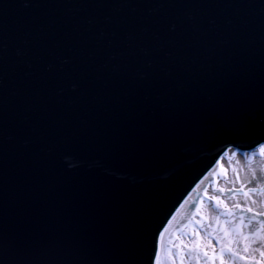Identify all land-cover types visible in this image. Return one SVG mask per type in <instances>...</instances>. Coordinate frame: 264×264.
I'll return each instance as SVG.
<instances>
[{
	"label": "water",
	"instance_id": "water-1",
	"mask_svg": "<svg viewBox=\"0 0 264 264\" xmlns=\"http://www.w3.org/2000/svg\"><path fill=\"white\" fill-rule=\"evenodd\" d=\"M261 145L264 0H0V264H153Z\"/></svg>",
	"mask_w": 264,
	"mask_h": 264
},
{
	"label": "rangeland",
	"instance_id": "rangeland-1",
	"mask_svg": "<svg viewBox=\"0 0 264 264\" xmlns=\"http://www.w3.org/2000/svg\"><path fill=\"white\" fill-rule=\"evenodd\" d=\"M201 194L166 241L165 264H217L211 258L217 252L218 264H259L241 245H254L255 233L264 229V145L249 153L229 151Z\"/></svg>",
	"mask_w": 264,
	"mask_h": 264
},
{
	"label": "bare ground",
	"instance_id": "bare-ground-1",
	"mask_svg": "<svg viewBox=\"0 0 264 264\" xmlns=\"http://www.w3.org/2000/svg\"><path fill=\"white\" fill-rule=\"evenodd\" d=\"M261 146H263V145H261ZM261 146H259V147H261ZM259 147H257V148H259ZM257 148H255V149H257ZM229 151H236V150L228 149L224 154H222L220 159L197 182V184L193 187V189L190 191V193H188V195L180 203V205L176 209L175 213L173 214V216L171 217V219L169 220V222L167 223V225L164 228V231H163L161 238L158 242V245L156 247L157 249H156V254L154 256L153 264H165L166 255L164 253V249L166 246V241L168 240L171 232L173 231V229L175 228L176 225H178L177 229L178 230L180 229V226L182 225L181 224L182 219L189 214L194 203L197 202L199 199L204 198V194L203 195L201 194L202 190L204 189L205 186H207V184H209L211 182V180L213 178H215L217 176V171L220 168V164H222V159ZM251 151H253V150H251ZM251 151H243V152L236 151V152L242 154L244 152L249 153ZM244 234H245V236H247V235L249 236V232H248L247 228L244 229ZM255 235L256 236L254 239V245H250V243H245L244 245H241L242 250H243V254H245L247 257L258 259L259 264H264V229L262 231V235L260 234V232H256ZM259 235H261V238L259 237ZM256 244L260 247L258 250L255 249ZM219 253L220 252H217V255H215V256L211 255L213 263H217V264L219 263V259L216 258L217 256H219ZM213 257H215V258H213ZM251 263H253V262H251Z\"/></svg>",
	"mask_w": 264,
	"mask_h": 264
}]
</instances>
